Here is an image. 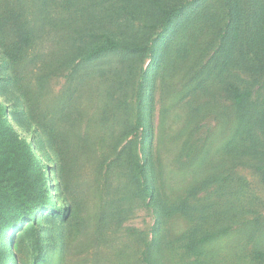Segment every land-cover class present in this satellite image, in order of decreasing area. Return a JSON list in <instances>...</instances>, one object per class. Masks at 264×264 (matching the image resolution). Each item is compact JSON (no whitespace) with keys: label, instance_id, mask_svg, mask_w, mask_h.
I'll return each mask as SVG.
<instances>
[{"label":"rangeland","instance_id":"1","mask_svg":"<svg viewBox=\"0 0 264 264\" xmlns=\"http://www.w3.org/2000/svg\"><path fill=\"white\" fill-rule=\"evenodd\" d=\"M29 1L22 43L0 25V104L54 209L20 232L18 263L264 264V0H49V25ZM172 9L185 14L167 26ZM120 140L146 157L155 196L101 231L102 201L126 182L104 177Z\"/></svg>","mask_w":264,"mask_h":264},{"label":"trees","instance_id":"2","mask_svg":"<svg viewBox=\"0 0 264 264\" xmlns=\"http://www.w3.org/2000/svg\"><path fill=\"white\" fill-rule=\"evenodd\" d=\"M30 0L29 6L34 8L35 6H42L39 12L38 21L42 24L49 22L48 20L59 18L52 17L51 7L49 6V0ZM4 5L2 13L0 14V25L10 22L13 27V33L18 40L23 42L26 38L25 26L29 27L32 20L25 18V11L23 6L28 9L26 0H3ZM23 5V6H22ZM185 9H172L171 11H164L163 20L167 26L171 23L181 21L184 16ZM33 13V12H32ZM230 14L234 19L242 20L244 12L241 10L239 4L230 10ZM71 16V13L69 14ZM173 16V17H170ZM53 19H52V18ZM176 19V20H175ZM67 20V19H65ZM49 25V24H45ZM45 25H42L41 29H45ZM34 26L32 29L34 37H38V31H35ZM166 26V27H167ZM228 29L232 31V35L235 37L237 31H239V23L235 24L233 21L229 24ZM6 29L0 33V38L4 36ZM237 38V36H236ZM1 40V39H0ZM4 47L6 44L2 41ZM118 48L114 44L109 46H101L96 50L89 53L82 60L92 61L93 59H99L102 54L114 51ZM137 49H132L131 52ZM142 50V49H140ZM82 64H78L80 66ZM223 78V77H222ZM242 98L237 97L236 104L240 105ZM6 108L0 104V264H19L16 253V243L21 231H23L28 224H36L38 216L54 209V203L51 198L48 197V192L43 188L40 181V161L37 154L32 149V144L26 139L22 138L10 125L9 116ZM246 121V116L240 117L239 123ZM248 122V118H247ZM125 142L120 140L117 144V148H120L110 163H108V173L104 176L106 180H110L109 174L112 171L111 166L120 170L122 176L125 177L126 182H118L117 187L113 190L115 195L112 198L104 199L100 207V212L97 217V228L104 231L107 225L110 223H116L121 225L122 219L118 218L124 212L122 211V203L138 200H146L155 196L154 192H150L146 173L147 159L141 158L137 153V147L133 150V142ZM35 144V141H34ZM146 156V155H144ZM141 161L143 163H141ZM120 175V173L118 174ZM109 185H102V190L108 191V194L112 190L111 181L107 182ZM101 192V191H100ZM68 218V217H67ZM155 247V243L148 249L152 251ZM193 248V245L191 246ZM195 251V250H194ZM192 250V252H194ZM198 254L201 252L197 250ZM204 256V255H202ZM12 258V259H11ZM199 260L190 261L192 264H196Z\"/></svg>","mask_w":264,"mask_h":264}]
</instances>
